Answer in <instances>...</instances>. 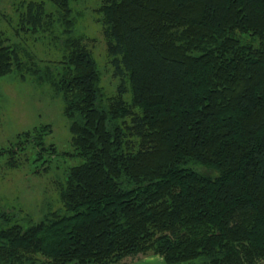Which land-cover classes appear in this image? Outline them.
I'll list each match as a JSON object with an SVG mask.
<instances>
[{
    "label": "trees",
    "instance_id": "1",
    "mask_svg": "<svg viewBox=\"0 0 264 264\" xmlns=\"http://www.w3.org/2000/svg\"><path fill=\"white\" fill-rule=\"evenodd\" d=\"M19 6L21 30L60 55L0 44V76L61 98L72 149L39 124L0 148L1 167L79 162L39 219L0 206V264H264V0H100L109 95L72 0Z\"/></svg>",
    "mask_w": 264,
    "mask_h": 264
},
{
    "label": "rangeland",
    "instance_id": "2",
    "mask_svg": "<svg viewBox=\"0 0 264 264\" xmlns=\"http://www.w3.org/2000/svg\"><path fill=\"white\" fill-rule=\"evenodd\" d=\"M22 1L29 0H0V44L22 45L41 61L57 59L60 51L52 45L48 35L21 30L18 12ZM99 3L100 0H72V7L77 14L75 32L86 37V44L102 73V88L109 95L114 92L119 80L112 76L113 67L109 63L105 40L97 21L95 9ZM45 123L52 126L46 142L53 143L59 151H70L69 121L62 115L61 98L52 97L47 85H38L30 79L22 80L17 73L0 76V148L7 147L18 132ZM28 152L31 158L32 153L30 150ZM4 159L0 156V206L11 207L21 216L29 215L34 219L42 216L47 204L52 205V208L59 206L53 185L55 176H62L66 167L79 162L52 159L48 162L49 170L37 174L38 162L28 160L17 168L9 169L1 167ZM140 257L126 258L124 264H131Z\"/></svg>",
    "mask_w": 264,
    "mask_h": 264
},
{
    "label": "crops",
    "instance_id": "3",
    "mask_svg": "<svg viewBox=\"0 0 264 264\" xmlns=\"http://www.w3.org/2000/svg\"><path fill=\"white\" fill-rule=\"evenodd\" d=\"M150 260H152V264H164L162 258L157 255L142 256L131 264H137L139 262L140 264H150Z\"/></svg>",
    "mask_w": 264,
    "mask_h": 264
}]
</instances>
